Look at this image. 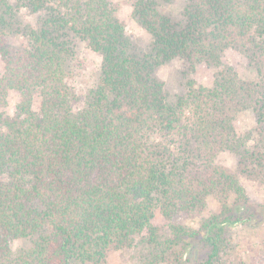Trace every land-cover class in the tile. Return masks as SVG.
Here are the masks:
<instances>
[{"label":"trees","instance_id":"trees-1","mask_svg":"<svg viewBox=\"0 0 264 264\" xmlns=\"http://www.w3.org/2000/svg\"><path fill=\"white\" fill-rule=\"evenodd\" d=\"M173 1L132 2L149 35L143 49L109 0H0V264H104L144 232L141 264H179L197 232L173 217H198L210 195L223 218L202 224L205 264H229L213 228L239 221L229 199L244 191L215 159L229 150L242 173H264V0H184L177 16L161 9ZM21 7L38 12L35 23L20 21ZM18 35L26 42L12 51ZM76 37L101 58L81 95L67 84ZM227 49L256 65L258 80L239 77ZM175 58L214 67L212 84L186 77L170 96L156 72ZM247 110L255 125L241 133ZM155 209L171 222L168 236Z\"/></svg>","mask_w":264,"mask_h":264},{"label":"rangeland","instance_id":"rangeland-1","mask_svg":"<svg viewBox=\"0 0 264 264\" xmlns=\"http://www.w3.org/2000/svg\"><path fill=\"white\" fill-rule=\"evenodd\" d=\"M115 10L116 16L125 24V30L132 42L138 47L145 49L149 42V35L141 28L138 23L131 17L132 2L134 0H109ZM12 5L23 4L24 0H9ZM184 6V0H175L171 3H162L161 9L174 16L179 15ZM19 19L24 23H35L38 18V12L32 13L29 8L21 7L19 9ZM24 37L12 36L9 38V48L15 51L25 44ZM75 53L71 58V74L67 80L70 91L81 95L93 86L101 64L100 56L93 52L87 45L86 41L74 39ZM224 61L236 69L239 77L243 79L258 80V67L247 62L237 51L227 49L224 54ZM3 71V64L0 60V74ZM215 68L205 64L195 65L193 68L190 64L180 58L161 65L157 69V77L164 82V88L170 96L183 92V82L186 77L194 79L198 83L210 86L214 78ZM18 102L16 93L11 92L7 97V105L4 108L9 113L15 109ZM255 125L254 117L250 110L239 114L236 128L239 132L252 129ZM241 156L229 151H219L216 155L215 162L218 166L226 168L230 173L238 176L243 188L244 195L238 198L234 195L229 199V207L233 219H239L234 224H223L213 230L220 232V244L223 247L220 255L229 264H236L243 261L246 264H264V173L260 179L251 176L250 173H242L239 169ZM221 207L215 196L207 197V207L198 217L175 216L173 221H177L185 228L196 230L194 238L186 237L189 246H186V253L179 264H205L210 246L205 241V232L203 222L212 215L220 216ZM153 224L157 227V232L161 237L169 235V222L161 215L158 209L154 211L152 219ZM144 232L142 235L135 237L132 247L112 251L109 253L107 261L104 264H141L147 261L149 247L145 244ZM24 243L23 246H27ZM90 264V263H86ZM165 264V263H162Z\"/></svg>","mask_w":264,"mask_h":264}]
</instances>
